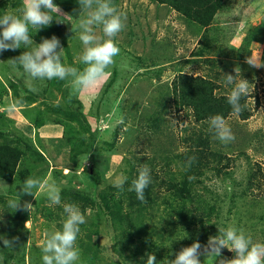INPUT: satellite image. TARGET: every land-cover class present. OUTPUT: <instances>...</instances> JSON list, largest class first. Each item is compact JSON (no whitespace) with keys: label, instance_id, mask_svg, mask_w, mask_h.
Wrapping results in <instances>:
<instances>
[{"label":"rangeland","instance_id":"obj_1","mask_svg":"<svg viewBox=\"0 0 264 264\" xmlns=\"http://www.w3.org/2000/svg\"><path fill=\"white\" fill-rule=\"evenodd\" d=\"M112 3L126 16V26L115 38L120 53L114 58L115 64L108 69L110 75L95 89L74 94L71 77L62 80L60 89L55 84L43 85L46 83L44 79H32L21 65H13L12 58L0 56V92H7L0 113L12 118L13 123L1 119L0 130H6L2 126L7 125L9 129L20 130L31 136L35 148L40 149L48 161L38 164L28 157L30 155L26 156V160L29 158L28 165H25L26 174L35 175L39 170L37 178L55 181L61 187V203L49 206L51 202L46 192L41 191L37 197L30 196L22 194V185H13L14 191L19 196L21 194L23 202L27 198L31 199L29 202L33 210L29 213L27 227L26 223L23 227H15L22 238L14 242L12 247H5L0 240V264L5 262L6 257H10V263L17 264V260L24 255L25 264H43L44 233L62 228L65 218L63 205L66 203L79 206L86 217L76 241L81 250V259L76 264H87V260H92L93 264H146L148 252L135 256L133 249L127 250L130 238H127V243H123L122 238L118 237L120 231L113 227L110 214L103 205V196L117 198L119 193V198H124L127 195L123 189L114 187V181L124 177V155L137 162V169L147 164L150 169L156 168L161 174L166 160H163V153L153 151L154 145L160 148L159 142L163 147L166 144L165 147L171 148L172 154L184 150L179 139L186 135L183 128L189 125L190 119H185L183 114L174 113L171 116V125L166 122L168 129L164 128V133L159 136L161 141L154 139V144L145 138L138 142V134L135 133L138 127L137 131H148L147 125L140 127L137 123L138 113L140 116L153 114L157 100L172 87L180 73L208 77L217 71H226L235 76V68L239 67L241 72L237 79L249 81L251 91L248 103L254 110V116L245 123V129L250 136L255 132L264 134V0H225L208 30L190 22L185 15L170 6L156 1L118 0ZM61 11L66 15L59 18L70 21L71 25L67 36L70 55L64 51L62 61L66 66L82 71L85 67L81 60L84 45L76 27L81 13L72 20L67 12ZM94 32L98 36L103 35L101 26H95ZM246 37L251 43L250 51L242 52V59H237L240 50L247 51L243 45ZM199 54L202 57L196 56ZM251 56L261 67H253L246 62ZM113 71H116L118 81L110 95L101 102L102 92ZM29 84L36 88V91L30 92L37 99L33 102L23 101L19 104L22 106L18 105L15 110L9 111L11 103L28 95ZM138 102L140 105L132 109ZM69 109L86 117L90 133H85V122L83 128L77 117L68 114ZM34 117L40 119L41 126L35 124ZM182 120H185L184 124H181ZM171 131L178 137V142L173 146H170L169 140ZM89 143L92 144L89 152L78 155L77 150H84ZM248 156L252 162L262 163L264 175V148L259 151L250 148ZM154 157L159 160L158 163L152 161ZM246 162L247 158L244 157L236 165H231L230 171L234 172L235 178L242 179L250 174L251 169ZM44 167H48V170L42 177L40 170ZM180 169L177 165L173 166L175 173ZM263 175H259L261 191L257 190L255 194L249 191L242 198L233 196V191L240 187L231 180L225 181L222 177L206 181L207 187L214 192L208 197L214 198L212 204L218 206V215L210 220L203 219V222L194 221L187 226L177 223L182 219L181 211L169 210L168 201L176 202L169 199L159 204L154 215L149 216L152 200L149 198L144 204L147 218L154 219L144 224L149 230L154 229L152 251L162 252L164 263L167 264L175 259V254L183 247L196 241L202 246L206 245L211 237L219 234V228L226 229L230 225L243 228L254 242H264ZM2 212L0 206V236H3V228L9 226ZM212 225L217 226L215 230H212ZM124 230L128 233L126 228ZM234 255L222 257L231 259ZM220 259L200 256L201 264H220ZM164 263L156 258V264Z\"/></svg>","mask_w":264,"mask_h":264},{"label":"trees","instance_id":"obj_2","mask_svg":"<svg viewBox=\"0 0 264 264\" xmlns=\"http://www.w3.org/2000/svg\"><path fill=\"white\" fill-rule=\"evenodd\" d=\"M112 1L116 2L118 0ZM151 1L170 6L175 11L185 15L187 20L206 30L211 28L210 26L213 24L217 13L223 8L225 3V0ZM53 2L63 11L67 12L72 20L77 18L81 13L78 0H53ZM22 7L23 0H0V17L6 12L20 15L19 9ZM55 18L58 19L59 16H55ZM55 18L51 25L42 29L29 28V35L34 41L33 45L25 46L22 44L20 49L15 51H3L0 53V56H2V58L14 59L24 51H27L25 47L31 50L32 47H35V44L41 43L44 38L50 39L53 35L60 40L64 51H68L70 46L67 36L68 30L71 28L70 21L61 20L57 22ZM0 31H2V28H0ZM248 39L249 38L246 37L243 44L247 51L240 50L239 54L236 56L237 59H242L243 54L250 51L249 47L251 43ZM68 53L70 55L69 51ZM196 56L202 57L201 54ZM69 62L72 63V60L70 59ZM226 74L230 73L226 71H217L208 77L180 73L173 82L172 87L170 89L168 88L167 92L157 100L153 114L150 116H140L138 113L136 116V119H138L137 123L140 127L144 125L148 127V131H137L138 127L135 130V133L138 134L136 139L139 142L141 138H145L146 141L148 140L152 144H154L152 142L154 139L161 141L159 136L164 133V128L168 129L166 122L168 125H171L172 119L170 118L174 113L183 114L185 119H190V123L187 127L183 128L186 135L179 139L181 145L184 146L183 151L177 150L172 154L171 148L165 147L166 144L163 147L159 142L160 148H155L154 145L153 151L155 153L164 154L163 160H166V166L162 168L163 173L161 174L157 172L156 168L151 169V183L144 192L145 202H141L137 199L135 191L128 190L131 187L132 180L138 175V169L135 167L137 162H134L127 155H124L123 158V175L127 177L123 190L126 191L127 195L124 196V198L121 196L119 199L103 196V205L110 214L113 227L115 230L120 231L118 237L122 238L123 243H127V238H130L131 242L127 250L133 249L135 256L143 252L145 254L146 252L154 253L156 258H159L162 263H164L162 252L157 251V253H155L152 251V246L154 245V229L149 230L146 224H144L146 221L154 219L147 218V208L144 204L149 198L152 199L149 205V209L151 210V213L150 211L148 212L150 213L148 214L149 216L154 215V210L159 204L161 205L163 202L168 201L166 199H169L176 201L174 203L168 201V205L170 206L169 210L181 211L180 217L182 219L179 221L176 220L177 223L187 226L194 221L203 222V219L210 220L214 215H218V206L212 204L214 198L208 197L210 193L214 192L207 187L206 181H213L222 177L225 178V181H233L236 186L240 187L232 193L234 197L238 198L245 197L249 191L252 192V194H255L257 190L261 191L262 181L259 175H263L262 163L258 161L252 162L250 156H248V150L254 148L259 151V149L264 148V134L262 132H255L250 136L245 129V123L254 116V110L248 103L249 96L241 100L242 104L245 103V101L247 102V108L239 115H232V107L228 103V96L233 85H228L226 83ZM44 80L46 83L44 82L43 85L50 84L51 86L55 84L59 86V89L63 85L62 80L58 78L50 81L48 79ZM117 81L116 71H113L105 86V90L102 92L101 102L104 101L106 96L110 95ZM0 83H2L1 80ZM27 94L28 95L21 100L22 102H33L37 99L36 95L32 92L29 91ZM6 96L7 92H0V106L1 103H4L3 101ZM137 105H140V103L138 102L132 109ZM136 109L138 110V108ZM68 114L77 117L83 128V122H85V133L91 132L90 124L82 113L75 114L69 109ZM135 114L137 113L135 112ZM217 114L224 116L228 121L235 136L234 141L224 144L215 137L213 131H210L209 118ZM131 117L133 118V116ZM34 118L33 121L35 124L41 126L40 119L38 117ZM1 119L13 125L12 118L0 113V120ZM184 122L185 120H182L181 124H184ZM2 128L6 130H0V179L10 184L8 195L4 196L0 194V206L3 208L2 215L9 222V226L3 228L2 233L3 237L9 240H12L14 237L20 239L22 235L17 231L18 228L15 227L17 225L23 227V224L29 220V212L24 210L15 211L8 207L9 199H19L21 196V194L19 196L17 191H14L13 185H22L27 178L31 176L36 177L39 174V170L35 175L33 173L31 176L26 174L25 165H28L29 158H31L33 162H38L39 164L40 162L48 161V157L43 154L40 149L37 150L35 148L31 136L26 135L20 130H13V128L9 129L7 125L2 126ZM170 136L171 139L169 138ZM169 137V140H171L170 146L178 142V137H176L174 132L171 131ZM91 145L92 144L89 143L85 146L84 150H77L78 155L89 152ZM26 156L29 157L27 160ZM192 156H195L196 159L192 162L191 167H188L187 162ZM244 157L247 158L246 163L251 169L250 174L242 179L239 177L235 178L233 175L234 172L230 171L231 165H236L237 162ZM152 161L157 162L159 160L154 157ZM174 165L181 167L179 172L175 173L173 171ZM47 170L48 167H44V169L40 170V173L42 172L40 176L43 177ZM189 177H194V179L189 180ZM26 200L30 201L31 199L27 198ZM161 200L162 202L160 203L159 201ZM20 201L21 204L24 203L21 197ZM187 208H189V210L186 212ZM212 227H214L212 230H215L217 226L212 225ZM124 228H126L128 233L125 232ZM214 234L215 233L211 235ZM215 235L217 236L219 234L216 233ZM117 245H119V243H117ZM116 249L115 247V250ZM25 257L24 255L23 258L17 260V264H25ZM9 258L6 257L3 264H13L10 263ZM86 263L93 264L94 262L92 260H87Z\"/></svg>","mask_w":264,"mask_h":264},{"label":"clouds","instance_id":"obj_3","mask_svg":"<svg viewBox=\"0 0 264 264\" xmlns=\"http://www.w3.org/2000/svg\"><path fill=\"white\" fill-rule=\"evenodd\" d=\"M80 5L81 19L76 27L79 29V39L84 45L81 60L85 67L78 70L75 67L66 66L62 61L64 48L60 40L53 35L50 39L44 38L41 43L35 44L31 50L24 51L18 57L12 59L13 65L19 64L24 72L32 79H56L67 80L71 77V88L74 94H79L97 88L109 75L108 69L115 64V57L119 55L120 48L116 43L117 35L126 26V16L119 12L112 0H78ZM20 15L6 12L0 17V53L6 50H17L21 45L31 46L34 41L29 35V25L36 29H42L51 25L55 16L64 17L58 5L53 0H23V7L19 10ZM55 14V15H54ZM56 19V18H55ZM62 19H56L60 22ZM65 20V19H63ZM95 26H101L102 36L94 32ZM75 29H72V31ZM253 67H261L253 56L246 59ZM240 68H235L236 75L226 74V83L233 85L228 96V103L232 107V115H239L247 108V102L241 103L243 98L250 94V83L246 79H237ZM29 91L36 88L29 84ZM16 100L9 105V111L21 103ZM210 131L222 143L227 144L235 140V136L228 121L222 115H214L209 118ZM196 157L188 160L191 167ZM151 169L147 164L138 168V175L131 182L129 191H135L137 199L145 202V189L151 183ZM194 177H189V180ZM127 177H119L114 181V187L123 189ZM22 194L37 197L41 191L46 192L51 205L61 203V187L55 181L40 180L34 176L27 178L22 184ZM9 193V192H8ZM119 198V193H117ZM8 207L11 209L24 210L31 214L33 205L29 201L21 204L19 199H9ZM65 218L60 230L46 231L42 241L43 264H76L81 259V250L76 244L80 226L86 223V217L79 206L74 203L63 205ZM28 221L25 224L27 227ZM19 238L9 240L0 236L5 247H12ZM203 248V251L201 249ZM227 248L235 255L231 259L222 257V249ZM207 258L220 257V264H264V242H254L243 228L228 226L226 229L219 228V235L211 237L206 245L199 241L190 246L183 247L175 254V259L167 264H201L200 256ZM146 264H156L154 253L146 254Z\"/></svg>","mask_w":264,"mask_h":264},{"label":"crops","instance_id":"obj_4","mask_svg":"<svg viewBox=\"0 0 264 264\" xmlns=\"http://www.w3.org/2000/svg\"><path fill=\"white\" fill-rule=\"evenodd\" d=\"M10 189V184L0 179V194L7 196Z\"/></svg>","mask_w":264,"mask_h":264},{"label":"water","instance_id":"obj_5","mask_svg":"<svg viewBox=\"0 0 264 264\" xmlns=\"http://www.w3.org/2000/svg\"><path fill=\"white\" fill-rule=\"evenodd\" d=\"M233 252L229 251L227 248L222 249V255L232 256Z\"/></svg>","mask_w":264,"mask_h":264}]
</instances>
